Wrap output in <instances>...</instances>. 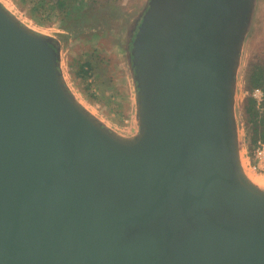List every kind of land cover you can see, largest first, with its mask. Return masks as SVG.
Wrapping results in <instances>:
<instances>
[{
  "label": "water",
  "instance_id": "95a60500",
  "mask_svg": "<svg viewBox=\"0 0 264 264\" xmlns=\"http://www.w3.org/2000/svg\"><path fill=\"white\" fill-rule=\"evenodd\" d=\"M233 6L168 0L152 133L131 149L69 111L42 49L0 17V264H264V195L234 190L222 149Z\"/></svg>",
  "mask_w": 264,
  "mask_h": 264
},
{
  "label": "rangeland",
  "instance_id": "374dc122",
  "mask_svg": "<svg viewBox=\"0 0 264 264\" xmlns=\"http://www.w3.org/2000/svg\"><path fill=\"white\" fill-rule=\"evenodd\" d=\"M41 1L0 0V17L42 49L51 84L70 112L122 148L142 147L152 133L149 70L168 0H118L117 10L101 7L82 33L74 21L49 10L51 3L35 13ZM233 7L221 102L228 145L239 157L225 155L224 161L234 190L253 201L264 195L249 178H264V152H258L264 144V0H234Z\"/></svg>",
  "mask_w": 264,
  "mask_h": 264
},
{
  "label": "trees",
  "instance_id": "16d2710c",
  "mask_svg": "<svg viewBox=\"0 0 264 264\" xmlns=\"http://www.w3.org/2000/svg\"><path fill=\"white\" fill-rule=\"evenodd\" d=\"M23 1L27 3L29 0ZM76 2L77 4H75ZM48 3H51L49 10L58 12V15L63 19L66 18L74 21L79 33L84 32L83 29H85V24L91 16L97 17L98 14H102V12L99 13L101 7H104L103 12H114L115 9L117 10L118 6V0H87V2H84V0H42L39 3L40 5H36L32 10L35 13H40L43 9L48 10V8H45V5ZM254 109L255 107L253 104V111Z\"/></svg>",
  "mask_w": 264,
  "mask_h": 264
},
{
  "label": "bare ground",
  "instance_id": "6f19581e",
  "mask_svg": "<svg viewBox=\"0 0 264 264\" xmlns=\"http://www.w3.org/2000/svg\"><path fill=\"white\" fill-rule=\"evenodd\" d=\"M9 8V7H8ZM11 11H13L11 8H9ZM226 132V128H225V122L224 125L221 129V133ZM224 145H222V149L223 152L225 153V155L230 156L232 159L239 157V154H235L232 150L230 145H228V139L226 137V135L224 136ZM249 174V173H248ZM249 178L251 179V181L256 184L257 186H259L260 188L264 189V178L256 176L254 174H249Z\"/></svg>",
  "mask_w": 264,
  "mask_h": 264
},
{
  "label": "built area",
  "instance_id": "2783aa9c",
  "mask_svg": "<svg viewBox=\"0 0 264 264\" xmlns=\"http://www.w3.org/2000/svg\"><path fill=\"white\" fill-rule=\"evenodd\" d=\"M258 152H264V144H261V146L259 147Z\"/></svg>",
  "mask_w": 264,
  "mask_h": 264
}]
</instances>
